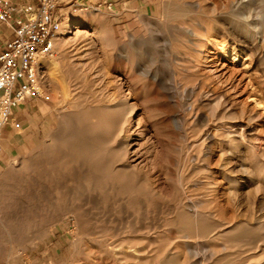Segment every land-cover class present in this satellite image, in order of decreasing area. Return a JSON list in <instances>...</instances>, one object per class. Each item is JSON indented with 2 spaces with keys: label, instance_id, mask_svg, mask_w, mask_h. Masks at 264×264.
Segmentation results:
<instances>
[{
  "label": "rangeland",
  "instance_id": "obj_1",
  "mask_svg": "<svg viewBox=\"0 0 264 264\" xmlns=\"http://www.w3.org/2000/svg\"><path fill=\"white\" fill-rule=\"evenodd\" d=\"M55 14L48 99L2 146L0 264H264V0H70ZM125 95L143 135L103 110Z\"/></svg>",
  "mask_w": 264,
  "mask_h": 264
},
{
  "label": "built area",
  "instance_id": "obj_2",
  "mask_svg": "<svg viewBox=\"0 0 264 264\" xmlns=\"http://www.w3.org/2000/svg\"><path fill=\"white\" fill-rule=\"evenodd\" d=\"M33 2L15 8L0 0V22L13 25L12 36L0 49V139L16 106L28 98L48 99L40 85V59L55 55L60 28L55 8L60 0ZM13 126L19 127V123ZM1 152L0 142V157Z\"/></svg>",
  "mask_w": 264,
  "mask_h": 264
},
{
  "label": "crops",
  "instance_id": "obj_3",
  "mask_svg": "<svg viewBox=\"0 0 264 264\" xmlns=\"http://www.w3.org/2000/svg\"><path fill=\"white\" fill-rule=\"evenodd\" d=\"M68 1H70V0H60L59 3H62V2L67 3ZM18 2H19L18 0H14L13 4L15 3V6H13V5H10V6L17 8L18 6L23 5V4H19ZM16 3H18V4H16ZM18 12L20 13V11H18ZM1 23H3V24H1V26H0V41H1L0 49L3 47L4 42L7 39H9L13 34V30H12L13 25L12 24L4 23V22H1ZM4 26L8 28V32H3L1 30V27H4ZM36 99L37 98H28L12 110V114L10 116L8 124H6L2 128L1 139H0L2 146H9L12 143L19 142V140H21L23 138V135H22V137L18 136L19 134H18V131L16 129H19L20 127H22L25 121H29L30 119H32L34 121L33 117L29 115L28 110L37 107V105H38V107L40 106V103L39 104L34 103V100H36ZM27 101H30L29 104H27L28 103ZM19 120H21L23 122L21 125L18 122ZM14 122H18L19 127H14L13 126ZM7 125L10 126L9 135L4 136L3 132L4 131L6 132L5 129H6Z\"/></svg>",
  "mask_w": 264,
  "mask_h": 264
},
{
  "label": "bare ground",
  "instance_id": "obj_4",
  "mask_svg": "<svg viewBox=\"0 0 264 264\" xmlns=\"http://www.w3.org/2000/svg\"><path fill=\"white\" fill-rule=\"evenodd\" d=\"M76 27H78V25L77 26H73V28H76ZM63 28V27H62ZM61 30V29H60ZM83 31V30H82ZM58 42V41H57ZM59 43V42H58ZM222 66V65H221ZM130 74V73H129ZM123 81H125V80H123ZM120 83V82H119ZM125 83H126V81H125ZM124 83V84H125ZM121 84H122V82H121ZM120 84V85H121ZM127 84V83H126ZM119 85V84H118ZM62 86V85H61ZM129 85H127V87H128ZM68 87V86H67ZM62 88V87H61ZM60 88V89H61ZM123 88V87H122ZM67 90V89H66ZM114 91V90H113ZM116 91V90H115ZM123 91V90H122ZM125 92H126V90H125ZM127 92H128V90H127ZM67 93V92H66ZM113 93H115V92H113ZM118 93V92H117ZM120 93V92H119ZM118 93V94H119ZM127 94V93H126ZM97 95V94H96ZM100 95V94H99ZM98 95V96H99ZM115 95V94H114ZM101 96H103L102 94H101ZM106 96H107V94H106ZM109 96V95H108ZM107 96V97H108ZM96 97V96H95ZM100 97V96H99ZM105 97V96H104ZM110 97H111V95H110ZM119 97V96H118ZM115 98H116V96H115ZM122 98V97H121ZM108 100V99H107ZM121 101L117 104V107L116 106H114V104L113 105H108L107 104V102H106V105H108V106H103V110L105 111V110H111V112L113 111V110H115V108H117V110H116V114H117V112H118V110H120L121 112H119L118 114H117V121L119 122V126H125V124H126V122H128L129 120H128V118H127V116L128 115H133V114H136V104L135 103H129L130 101H128V95L126 96H124L122 99H120ZM136 102V101H135ZM97 105V104H96ZM99 105V104H98ZM116 105V104H115ZM63 106V105H62ZM68 106V105H67ZM113 107H115L113 110H112V108ZM138 108V107H137ZM42 109H46V107L45 106H42ZM64 110V109H63ZM103 110H102V112H103ZM125 110V111H124ZM106 113H107V111H105ZM104 112V113H105ZM103 114V113H102ZM114 114V113H113ZM112 114V115H113ZM104 115H107V114H104ZM140 116V115H139ZM138 116V117H139ZM114 117H115V115H114ZM136 118L133 122H132V124H134L133 126H134V128L133 129H137L141 134L143 133V131H144V129L142 128H140V119L139 118ZM109 118V117H108ZM108 118H107V120H108ZM110 120V122H111V120H113L112 119V117H111V119H109ZM112 122H114V121H112ZM130 122V121H129ZM129 122H128V124H129ZM114 124V123H113ZM117 124V123H116ZM115 124V125H116ZM131 124V123H130ZM129 124V125H130ZM131 124V125H132ZM145 124V123H144ZM88 125V124H87ZM76 127V126H75ZM84 127V126H83ZM85 128V127H84ZM83 128V129H84ZM122 128V127H121ZM123 128H126V126L125 127H123ZM128 129H129V127H127ZM146 130V129H145ZM19 132V131H18ZM124 132V131H123ZM125 133V132H124ZM130 133V132H129ZM126 135V134H125ZM143 135V134H142ZM87 136V135H86ZM128 136H129V134H128ZM150 136V135H149ZM155 136V135H154ZM118 137V136H117ZM114 140V142H116L117 140H118V138H117V140L115 141V139H113ZM125 140V139H124ZM130 141V140H129ZM132 141V140H131ZM126 142V140H125V142H123V144H122V141H121V144L123 145V150L122 151H124V152H127V150H129V148H130V145L131 144H133L134 142L132 141V142ZM154 141V140H153ZM155 142V141H154ZM153 142V143H154ZM62 144V143H61ZM114 145V144H113ZM153 145V144H152ZM99 146V145H98ZM142 146V145H141ZM148 146V145H147ZM136 148H137V146H136ZM142 149V148H141ZM149 149H150V147H149ZM158 149V148H157ZM135 152V151H134ZM155 153V152H154ZM120 154V153H119ZM126 155V154H125ZM153 155V154H152ZM115 156V155H114ZM155 156V155H154ZM109 157V156H108ZM111 157V156H110ZM103 158V157H102ZM114 158V157H113ZM123 158V157H122ZM141 158V157H140ZM154 159V158H153ZM34 160V159H33ZM37 160V159H36ZM140 160V159H139ZM1 161V160H0ZM129 161V160H128ZM116 163H114V165H115ZM130 165V164H129ZM136 165V164H135ZM134 165V166H135ZM117 166V165H116ZM121 167V166H120ZM136 167V166H135ZM127 171V170H126ZM110 175V174H109ZM71 186V185H70ZM95 186V185H94ZM94 189H95V187H94ZM151 189V188H150ZM76 190V189H75ZM80 190H82V188L80 189ZM96 191V190H95ZM98 191V190H97ZM71 192V191H70ZM76 192V191H75ZM74 192V193H75ZM74 193H71V194H74ZM88 193H91V192H88ZM87 192H86V194H88ZM96 193V192H95ZM82 194V193H81ZM93 194V193H92ZM85 195V194H84ZM90 195V194H89ZM87 196V195H86ZM86 196H83V197H85V198H87L88 200L90 199V197H86ZM94 196H95V194H94ZM81 199H83L82 197H81ZM86 200V199H85ZM84 200V201H85ZM98 200V199H97ZM96 200V201H97ZM99 201V200H98ZM81 203V202H80ZM91 203V202H90ZM194 205V204H193ZM101 206V205H100ZM74 207V206H73ZM88 207V206H87ZM93 207V206H92ZM71 209V208H70ZM82 209H83V207H82ZM92 209V208H91ZM91 209H90V211H91ZM98 209V208H97ZM190 211V210H189ZM88 212V211H87ZM109 212V211H108ZM102 214V213H101ZM109 214V213H108ZM197 214V213H196ZM91 215H92V213H91ZM113 215V214H112ZM195 214H193V216H194ZM107 216V215H106ZM196 216V215H195ZM199 216V215H198ZM90 217V216H89ZM116 220V219H115ZM186 236V235H185ZM196 236V235H195ZM199 237V236H198ZM132 250V249H131ZM133 251V250H132ZM190 252V251H189ZM121 255V254H120ZM125 256V255H124ZM190 258V257H189ZM134 259V258H133ZM118 261V260H117ZM125 261V260H124Z\"/></svg>",
  "mask_w": 264,
  "mask_h": 264
}]
</instances>
